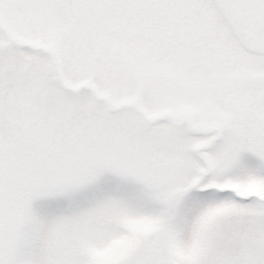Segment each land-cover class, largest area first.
<instances>
[{
    "label": "snow or ice",
    "instance_id": "1",
    "mask_svg": "<svg viewBox=\"0 0 264 264\" xmlns=\"http://www.w3.org/2000/svg\"><path fill=\"white\" fill-rule=\"evenodd\" d=\"M0 264H264V0H0Z\"/></svg>",
    "mask_w": 264,
    "mask_h": 264
}]
</instances>
